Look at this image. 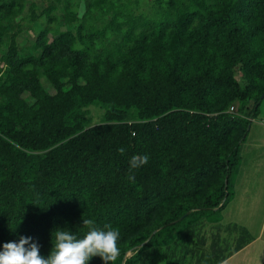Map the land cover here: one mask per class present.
<instances>
[{
    "label": "trees",
    "instance_id": "16d2710c",
    "mask_svg": "<svg viewBox=\"0 0 264 264\" xmlns=\"http://www.w3.org/2000/svg\"><path fill=\"white\" fill-rule=\"evenodd\" d=\"M56 1L0 0V250L31 237L47 258L54 231L83 238L87 218L119 230L114 264H223L250 243L226 256L204 216L228 205L264 100V0H154L148 14ZM41 19L21 49L22 24Z\"/></svg>",
    "mask_w": 264,
    "mask_h": 264
},
{
    "label": "rangeland",
    "instance_id": "374dc122",
    "mask_svg": "<svg viewBox=\"0 0 264 264\" xmlns=\"http://www.w3.org/2000/svg\"><path fill=\"white\" fill-rule=\"evenodd\" d=\"M154 0H126L132 7L144 14L150 13V5ZM56 0H30L36 5L38 12L56 4ZM62 5L56 12L63 18ZM83 12V10L81 11ZM45 26L43 19L29 26L22 24L23 33L19 38L20 48L27 50L32 46L35 37ZM66 30L65 26H61ZM237 78L243 82L237 72ZM45 82L44 79H42ZM49 92H53L45 84ZM27 97V95H25ZM253 107L252 105L250 106ZM90 127L103 123L104 110L100 106L92 105L87 108ZM231 197L222 212L206 213L204 218L211 225H221L226 229L225 236L231 242L226 256H230L236 245L248 244V247L231 256L223 264H264V100L257 117L252 118L251 130L247 140L241 147V158L231 179ZM210 226L207 228L210 232ZM206 230V231H207ZM207 244L211 243V234H206Z\"/></svg>",
    "mask_w": 264,
    "mask_h": 264
},
{
    "label": "clouds",
    "instance_id": "9594fccd",
    "mask_svg": "<svg viewBox=\"0 0 264 264\" xmlns=\"http://www.w3.org/2000/svg\"><path fill=\"white\" fill-rule=\"evenodd\" d=\"M124 153V149H119ZM149 161L148 155H134L129 161L128 179L134 181L133 170ZM83 226L88 231L78 238L70 230L56 229L53 233V248L45 258L40 254V246L31 237L21 236L19 242H6L0 250V264H89L93 257H100L104 264H114L120 256L118 241L120 232L111 225L98 228L93 219L83 218Z\"/></svg>",
    "mask_w": 264,
    "mask_h": 264
},
{
    "label": "water",
    "instance_id": "95a60500",
    "mask_svg": "<svg viewBox=\"0 0 264 264\" xmlns=\"http://www.w3.org/2000/svg\"><path fill=\"white\" fill-rule=\"evenodd\" d=\"M262 99H264V96H262ZM188 214H190V213H188ZM154 234H155V233H154ZM154 234H153V235H154ZM131 256H132V253H131V252L128 253L127 256L125 257L124 261H123V264H125L126 259L129 258V257H131Z\"/></svg>",
    "mask_w": 264,
    "mask_h": 264
},
{
    "label": "built area",
    "instance_id": "2783aa9c",
    "mask_svg": "<svg viewBox=\"0 0 264 264\" xmlns=\"http://www.w3.org/2000/svg\"><path fill=\"white\" fill-rule=\"evenodd\" d=\"M236 110H235V108L234 107H232L231 108V112H235Z\"/></svg>",
    "mask_w": 264,
    "mask_h": 264
},
{
    "label": "crops",
    "instance_id": "0c3cea01",
    "mask_svg": "<svg viewBox=\"0 0 264 264\" xmlns=\"http://www.w3.org/2000/svg\"><path fill=\"white\" fill-rule=\"evenodd\" d=\"M247 247H248V245H247L245 248H247ZM245 248H243V249H245ZM239 252H240V251H239ZM234 255H235V254H234ZM230 258H231V257H230ZM230 258H228L227 260H229ZM227 260H226V261H227ZM226 261H225V262H226ZM225 262H224V263H225Z\"/></svg>",
    "mask_w": 264,
    "mask_h": 264
}]
</instances>
